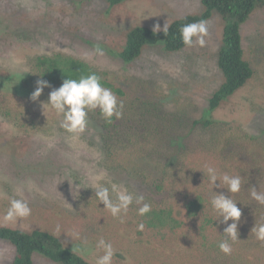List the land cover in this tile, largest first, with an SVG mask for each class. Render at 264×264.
Instances as JSON below:
<instances>
[{"label":"trees","instance_id":"16d2710c","mask_svg":"<svg viewBox=\"0 0 264 264\" xmlns=\"http://www.w3.org/2000/svg\"><path fill=\"white\" fill-rule=\"evenodd\" d=\"M18 1L24 7V0H0V6L5 9L4 12L0 11V19L3 22L7 23L9 18L15 19L18 14L16 10L21 8L14 4ZM135 1L106 0V6L102 12L103 20H114L131 15ZM202 1L205 6L203 13L200 15L187 14L182 19L174 21L169 24V30L166 33L163 30L154 33L153 29L145 26L127 29L125 44L117 50L116 57L123 64L129 65L138 60L148 46L161 45L167 53L182 51L189 47L182 42L180 28L183 25L199 21L208 22L214 14L219 15L222 18L221 30L223 28L224 30L218 66L223 73L224 80L221 86H217L220 88L213 94L210 101H207L208 108L204 114L198 118H191L189 114L186 116L192 120L194 125L201 124L205 127V132L208 133L210 131L207 126L214 124L213 117L210 119L211 114L218 110L224 102L228 103L231 97L244 88L255 76L251 64L244 59L241 28L252 13L260 9L264 11V0ZM15 37L16 34H13L12 38ZM0 39L2 40L1 31ZM33 62L31 72L35 77L47 81L56 89L62 85L64 79H78L82 75L96 73L102 77L103 85L111 88L118 99L123 100L124 104L129 103V108L133 109L135 117L133 120H125L123 115L121 120L113 119L112 123H107L98 109L89 113V117L97 122L102 129L99 139L103 144V150L98 153L101 172L118 173L116 175L122 176L121 178L115 175L110 179L102 177L99 182L118 185H125L129 182L125 187L128 190H133L130 192L142 195L144 202L151 205V212L140 216L136 211L138 206L134 204L125 217V222L121 223L119 219L113 218L108 211L103 210L105 206L99 204L95 199L93 187L89 188L88 193H82L76 197L78 203L74 205L77 206L79 201L89 204L92 212L96 214L95 217L91 213L74 212L64 207L58 197L46 198L44 209L40 205L30 202L29 206L35 208L33 213L35 215L31 216L30 221L37 217L35 222L39 227L31 229V232H26L25 229L0 224V240L10 242L16 251L14 255H11L9 263L3 262V264H36L34 262L36 253L42 254L51 264H92L79 253L73 252V248L68 246L66 231L70 229L72 233L73 230L74 233H79L81 239L75 242L72 240V243L75 244L86 240L90 245L102 236L113 244L116 254H120L128 242L131 246L137 245L136 241L124 234L125 230H134V227L127 225L128 222H133V225L143 223V229L148 239L157 244V246H153L146 243L145 246L139 248L141 264H151V257H160L161 253L158 249L167 248L168 245H164L166 242L167 244L181 245L177 248L172 247L175 250L182 248L181 256L178 258L181 263L188 261L187 264L195 262L197 264H264V241L258 240L255 234H252L255 223H264V205L258 204L251 198V188L248 197L246 196L248 186L244 179L241 191L230 194L227 189L214 188L203 173L206 172L207 167L211 166L216 168L219 174L226 172L235 175V170H227L226 164L222 162L223 158L232 152L224 149H234L244 135L239 132H220L212 134L214 136L211 139L201 138L196 142L199 148L196 155L182 160L179 164L165 166L163 158L158 154L159 148L164 144L160 139V134L164 133L162 132L164 124L171 123L179 117H177L178 112L172 114L163 111L158 94L134 99V87L128 91L125 88L116 87V84L109 80V73L105 69L60 53L50 56L39 55ZM197 62L196 68L198 69L199 63L202 64V62L199 60ZM30 76L32 75H29L22 83L21 91H25L29 87ZM1 77V83H4L8 75H1ZM4 91L9 93L8 86L1 84L0 92ZM186 91L187 88L182 86L174 93L175 96H181ZM189 92L187 91L185 94L189 96ZM191 93L194 98L193 104L196 107L200 106L199 99L193 89H191ZM18 98L16 96L10 100L4 95H0V115L13 130L15 128L19 131L20 136L26 135L27 132L33 134L34 139L36 134H41V139H44L49 131L47 124L50 120L45 119L42 113L33 115L31 112L35 108L33 104H31L32 108H21L20 103L27 106L28 100L19 98V103H17ZM11 101L13 106L9 105ZM30 101L33 103L31 99ZM183 101L182 98H178L174 105L178 106V103ZM14 132L16 131L14 130ZM219 135H224V139L217 147L216 140ZM190 140L192 142L193 139ZM202 140H207L204 149H200ZM65 147L66 145H64ZM89 148L91 147L89 146ZM263 156L264 154L252 156L249 162L255 170H253L254 183L252 187H256L258 191H264V170L258 162V160L263 161L261 159ZM10 159L12 158L10 157ZM52 164L51 160H45L41 166L50 168ZM11 165L14 166V164ZM61 165L65 167L63 162H60L58 166ZM8 172L10 173L11 170ZM0 173L2 172L0 171ZM240 174L242 173L238 172L237 175ZM27 177L30 176L26 174L21 178L11 174L8 178L0 179V184L3 187L0 188V195L6 194L10 198L20 199L21 197L15 194L14 188L19 181ZM138 186L146 187L147 192L142 194ZM61 190L63 187L57 191ZM214 192L232 195L242 212L238 224L239 239L232 243L231 254H224L217 246L218 242L224 239L222 235H224L227 225L222 222V218L219 220L220 218L211 207L210 193L214 195ZM3 196H0V217H3L10 202V198ZM43 214H46L47 217H42ZM182 217L184 220L180 219ZM228 223L230 224L232 221ZM57 225L61 228L59 233L56 232ZM90 225L95 228L92 229ZM162 254L164 253L162 252Z\"/></svg>","mask_w":264,"mask_h":264},{"label":"rangeland","instance_id":"374dc122","mask_svg":"<svg viewBox=\"0 0 264 264\" xmlns=\"http://www.w3.org/2000/svg\"><path fill=\"white\" fill-rule=\"evenodd\" d=\"M105 1L24 0V7L18 1L14 4L21 8L16 10L18 14L15 19L9 18L7 23L0 19L2 33L0 87L1 84H5L9 91V93L0 92V95L10 100L16 96L28 100L27 106L20 103V107L32 108L31 104H33L35 106L31 111L33 115L42 113L45 119L50 120L47 124L49 131L44 139H41V134H36L34 139L33 134L27 132L21 137L19 131L14 128L16 131L14 132L0 115V171L2 172L0 179L8 178L11 174L21 178L26 174L30 176L18 182L14 188L16 195L28 203L40 205L43 209L46 198L58 197L64 207L74 212L91 213L95 217L96 214L92 212L89 204L79 201L77 206L74 205L78 203L76 197L82 193H88L89 188L94 187L98 177L110 179L118 174L101 172L98 153L103 150V144L99 139L102 129L97 122L89 117L85 132L73 137L60 127L62 119L60 115L47 105H45V111L42 105L49 101V93L56 89L54 86L45 88L38 101L33 103L30 101L36 82L39 80L31 72L33 61L39 55L50 56L54 53H62L101 67L108 71L109 80L114 82L116 87L125 88L127 91L134 87V99L158 94L163 111L172 114L178 112L177 117H179L171 123L164 124V128L162 127L164 133L160 134V139L164 144L159 148L158 154L163 158L165 166L179 164L182 160L192 158L199 152L196 142L201 138L211 139L214 136L212 134L220 132H239L242 135L255 137L257 150H264V11L262 9L252 13L241 28L244 59L251 64L255 76L231 97L228 103L224 102L214 112L215 124L208 128L210 132L206 133L204 127L194 125L186 116L189 114L191 118L200 117L207 108V101H210L213 94L220 88L217 86H221L224 80L218 66L224 30V28L221 30L222 18L214 14L211 20L206 22L207 35L204 37L203 47L197 44L179 52L167 53L161 45L148 46L138 60L126 65L117 59L116 52L125 44L127 29L137 26L153 29L156 24L163 29L166 22L169 25L187 14L200 15L205 11V6L202 0H136L131 15L104 21L102 12L106 6ZM4 10V7L0 6V11L4 12ZM13 34H16L15 38H12ZM97 48L103 50V56L97 54ZM198 60L202 64L199 63L197 69ZM1 75H8L6 82L1 83ZM29 75H32L28 80L29 87L21 91L22 83ZM182 86L190 91L189 96L185 94L187 91L181 96H175L174 92ZM191 89L199 99L200 106L196 107L193 104ZM178 98L184 100L178 103L179 107L174 105ZM9 105L13 106V102L11 101ZM123 113L125 120L135 119L129 103L124 104ZM6 138L7 141H5ZM68 138L70 140H66ZM190 139H193L192 142ZM223 139L224 135H219L216 140L217 147ZM206 143L207 140H202L200 149H204ZM64 145H66L65 148ZM94 145L96 146L92 148ZM63 148L64 151H62ZM251 153L252 150L246 149L242 152V156L251 157ZM7 156L9 158H6ZM261 159L264 161V156ZM45 160L53 162L50 168L41 166ZM232 160L233 156L229 152L222 162L230 164ZM263 161L258 160L264 170ZM60 162H63L65 167L62 165L59 167ZM116 176L122 178V176ZM126 184L129 182L121 185L126 186ZM61 187L63 190L57 191ZM0 188H3L1 184ZM138 189L142 194L147 192L146 187L138 186ZM2 195L10 198L6 194L0 196ZM212 195L213 193H210L211 197ZM31 209L32 213L27 218L19 219L16 223H5L3 217H0V224L31 232V229L39 227L35 222L37 217L30 221L31 216L35 215L33 214L35 208L31 206ZM42 217L47 215L43 214ZM180 219L184 220V217ZM127 225L134 227V230H125L124 234L136 241L137 245L131 246L128 242L124 250L116 254L113 264H141L139 248L146 243L157 246L154 241L148 239L144 229L142 231L138 229V224L133 225V222H128ZM90 227L95 228L93 225ZM66 233L72 234L70 229ZM66 233L68 246L74 248L72 239ZM95 243L88 244L90 250L83 255L80 254L92 264H95L96 256L102 255V252L95 250ZM164 245L168 247L158 249L161 256L151 257V264L188 263V261L181 263L178 259L182 248L177 250L172 248H177L181 246L180 244L166 242ZM15 253V248L10 242L0 240V264L9 263L11 255ZM34 262L51 264L40 253L35 254Z\"/></svg>","mask_w":264,"mask_h":264},{"label":"clouds","instance_id":"9594fccd","mask_svg":"<svg viewBox=\"0 0 264 264\" xmlns=\"http://www.w3.org/2000/svg\"><path fill=\"white\" fill-rule=\"evenodd\" d=\"M161 30H163L164 33L169 30L167 22L163 29H161L159 24L154 25V33H159ZM180 34L184 45L191 47L198 44L203 47L205 44L204 37L207 35V23L206 21L187 23L180 28ZM96 52L100 56L104 55L103 50L100 48H97ZM45 88H51V85L43 79L38 80L30 99L32 101H38ZM45 105L49 106L62 117L60 120V127L73 137L85 132L89 124L90 112L98 109L102 118L107 123H112L113 119H122L124 114L123 100L118 99L111 88L105 87L102 83V77L96 73L82 75L78 79H64L62 85L58 89H53L49 93V101L42 105L44 109ZM213 114L214 113L211 114L210 119H212ZM213 123L215 124L214 119ZM214 124L207 127L210 128ZM196 126L203 127L201 124ZM229 129L231 130V127H229ZM256 139L255 137L244 135L239 144L234 149L230 150L232 151L230 155L233 156V160L230 164H226V166L227 170L234 169L235 175H230L226 172L219 174L217 169L211 166L207 167L206 172L203 173L214 188L219 187L221 189H227V192L230 194H236L241 191L244 179L248 186V191L245 193L246 196L248 197L251 188V198L258 204L264 205V191H258L256 187H252L254 183V168L250 166V157L244 158L242 156V152L246 149L252 150L251 157L264 154V150H257L255 147ZM246 144H248L247 148H245ZM238 172L242 174L237 175ZM99 179L98 177L92 188L95 193V199L99 204L105 206L103 210L108 211L113 218L119 219L121 223H124L125 217L134 204L138 206L136 211L140 216H144L151 212V205L144 202V197L142 195L130 192L128 188L123 185H118L116 183H100ZM77 187L79 188V185ZM210 203L213 211L220 218L219 220L222 218V222L227 225L224 229V235H222L224 239L219 241L217 246L224 254H231L232 243L239 239L238 224L242 216L241 209L238 207V203L232 198V195L228 196L223 192H214ZM31 213L32 209L25 199L13 197L10 198L9 206L3 215V221L5 223H16L19 219L29 217ZM229 221H232V223L229 224ZM143 228L144 225L141 223L138 229L142 231ZM60 231L61 228L57 225L56 232L59 233ZM66 234L74 242L81 239L79 233H72L71 235L68 233ZM252 234H255L258 240L264 241V223H255ZM64 244L66 246V243ZM89 250L86 240H81L79 245L74 243L73 252L83 255ZM95 250L102 252V255L96 256L95 264H113L114 257L116 256V249L110 241L105 240L101 236L95 243Z\"/></svg>","mask_w":264,"mask_h":264}]
</instances>
